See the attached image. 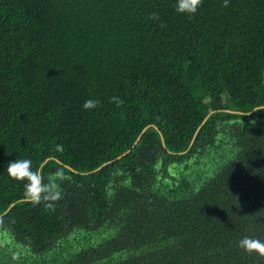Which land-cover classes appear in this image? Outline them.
Instances as JSON below:
<instances>
[{
	"label": "trees",
	"instance_id": "trees-1",
	"mask_svg": "<svg viewBox=\"0 0 264 264\" xmlns=\"http://www.w3.org/2000/svg\"><path fill=\"white\" fill-rule=\"evenodd\" d=\"M174 2L0 0V264H264V0Z\"/></svg>",
	"mask_w": 264,
	"mask_h": 264
},
{
	"label": "clouds",
	"instance_id": "clouds-1",
	"mask_svg": "<svg viewBox=\"0 0 264 264\" xmlns=\"http://www.w3.org/2000/svg\"><path fill=\"white\" fill-rule=\"evenodd\" d=\"M202 3L203 0H175L173 8L177 14L192 19ZM228 6L229 0H223L221 7L227 8ZM149 19L159 20V16L157 13H152ZM111 102L115 103L117 107L124 103L117 96L111 97ZM99 104L100 101L97 99H87L83 108L90 110ZM56 151L62 153L63 145H57ZM44 167V164L33 167V162L30 159L20 158L8 163L7 173L13 180L23 183L22 199L24 202L33 206L43 205L45 210L54 211L56 202L62 199L60 181L65 178V173L62 168H58L48 176L47 182H45ZM238 247L249 256L255 255L259 260H264V240L258 237L244 236L238 241Z\"/></svg>",
	"mask_w": 264,
	"mask_h": 264
},
{
	"label": "water",
	"instance_id": "water-1",
	"mask_svg": "<svg viewBox=\"0 0 264 264\" xmlns=\"http://www.w3.org/2000/svg\"><path fill=\"white\" fill-rule=\"evenodd\" d=\"M255 109H256V108H255ZM255 109H254V110H255ZM252 112H253V111H250V112H248L247 114H251ZM148 127H149V126H147V127L144 128V130H143L142 133L140 134V136H139V138L137 139V141L135 142V144L139 141L140 137L142 136V134L144 133V131H145ZM192 144H193V142L191 143V145H192ZM130 151H131V149H129L125 154L129 153ZM125 154H124V155H125ZM117 159H118V158H117ZM12 206H13V204L9 207V209H10ZM9 209H8V210H9ZM8 210H7V211H8Z\"/></svg>",
	"mask_w": 264,
	"mask_h": 264
}]
</instances>
